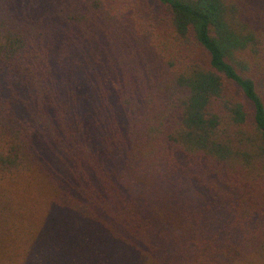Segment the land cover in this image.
Segmentation results:
<instances>
[{
  "label": "trees",
  "instance_id": "trees-1",
  "mask_svg": "<svg viewBox=\"0 0 264 264\" xmlns=\"http://www.w3.org/2000/svg\"><path fill=\"white\" fill-rule=\"evenodd\" d=\"M0 264H264V0H0Z\"/></svg>",
  "mask_w": 264,
  "mask_h": 264
}]
</instances>
